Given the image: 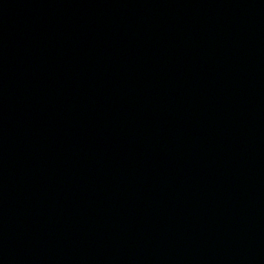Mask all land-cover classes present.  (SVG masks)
<instances>
[{
	"label": "water",
	"instance_id": "water-1",
	"mask_svg": "<svg viewBox=\"0 0 264 264\" xmlns=\"http://www.w3.org/2000/svg\"><path fill=\"white\" fill-rule=\"evenodd\" d=\"M0 264H264V0H0Z\"/></svg>",
	"mask_w": 264,
	"mask_h": 264
}]
</instances>
